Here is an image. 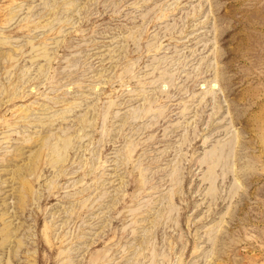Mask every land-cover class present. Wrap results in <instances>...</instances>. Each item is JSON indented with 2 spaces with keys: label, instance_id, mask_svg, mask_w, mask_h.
I'll return each instance as SVG.
<instances>
[{
  "label": "rangeland",
  "instance_id": "rangeland-1",
  "mask_svg": "<svg viewBox=\"0 0 264 264\" xmlns=\"http://www.w3.org/2000/svg\"><path fill=\"white\" fill-rule=\"evenodd\" d=\"M0 264H264V0H0Z\"/></svg>",
  "mask_w": 264,
  "mask_h": 264
}]
</instances>
